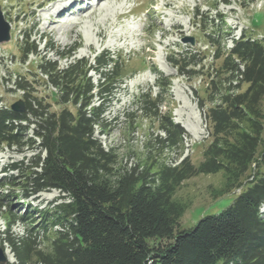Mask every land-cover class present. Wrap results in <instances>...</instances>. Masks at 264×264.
Returning <instances> with one entry per match:
<instances>
[{
	"label": "trees",
	"instance_id": "1",
	"mask_svg": "<svg viewBox=\"0 0 264 264\" xmlns=\"http://www.w3.org/2000/svg\"><path fill=\"white\" fill-rule=\"evenodd\" d=\"M206 36L216 42L215 58L223 59L207 85L210 105L198 101L211 137L198 163L183 157L185 129L161 111L168 78L156 81V94L147 88L136 95L127 114L129 120L138 114L155 119L162 132L145 159L129 166L118 164L115 149H105L94 134L95 127L103 131V114L123 82L119 56L102 51L89 64L77 58L60 67L46 52L37 65L39 79L15 78L25 110L0 107V148L26 146L33 154L29 165L7 164L0 187L20 186L23 199L49 190L58 196L42 208L27 204L12 213L10 194H0L11 220L0 244L6 242L15 259L4 264H264V43L242 33L225 52L219 34ZM26 45L24 58L40 54L36 43ZM43 49L69 57L76 48L58 50L49 39ZM199 54L168 62L184 75L188 65L201 62L193 60ZM89 71L98 74L96 82ZM34 83L56 89L58 110L47 97L33 96ZM11 170L18 175L6 174ZM219 172L223 181L212 195L231 194V203L182 228L188 203L176 191L192 177ZM14 221L27 224L24 234H10Z\"/></svg>",
	"mask_w": 264,
	"mask_h": 264
},
{
	"label": "rangeland",
	"instance_id": "2",
	"mask_svg": "<svg viewBox=\"0 0 264 264\" xmlns=\"http://www.w3.org/2000/svg\"><path fill=\"white\" fill-rule=\"evenodd\" d=\"M30 1L0 0V10L11 34L10 40L0 43V107L9 108L12 103L22 99L23 90L14 86L18 75H24L30 82L41 77L39 74L36 76L39 73L37 65L46 52L48 59L65 67L77 58H84L89 64L95 55L109 51L122 59L123 82L103 114L106 121L103 131L95 127L94 134L105 149H115L120 165L129 166L144 160L153 137L162 135L155 119L140 114L133 120L127 117L135 109L136 95L147 88H151L153 94L158 92L156 81L161 77L170 81L161 111L168 112L174 122L184 126L187 135L184 137L182 154L198 163L202 159L203 150L211 141L198 101H205L210 75L223 59L215 58L216 42L206 35L219 34L220 45L225 52L231 37L237 38L241 31L264 43V0ZM49 39L58 50L72 46L76 49L69 57H58L53 51L43 49ZM31 42L38 45L40 54L30 53L24 58L21 47ZM194 52L200 54L194 56L193 60L200 58L201 62L194 66L188 65L185 69L191 72L184 75H180L168 62L170 57L181 59L185 53L191 55ZM88 75L94 82L98 79L94 71H89ZM33 88V96L47 97L53 110L60 108L52 96L57 93L54 88L35 83ZM209 105L205 101L204 108ZM32 154L26 146L3 144L0 148V177L5 175L9 163L23 160L24 164L29 165ZM171 155L164 156V159L170 160L168 158ZM9 173L18 175L14 170L6 174ZM222 179V173L219 172L198 175L182 183L175 194L177 199L188 203V209L180 220L182 228L192 226L201 216L219 213L231 203V194L217 199L212 195V191L220 187ZM20 189L18 185L6 184L0 187V194H10L8 197L13 200L10 206L12 213H21L27 204L42 208L58 196L57 190H49L40 192L35 198L23 199ZM6 209V206L0 207L1 238L4 237L2 231L11 221L8 220ZM10 223V234H24L27 224L20 221ZM3 245L9 261H15L9 245L6 242ZM40 245L45 247L46 239Z\"/></svg>",
	"mask_w": 264,
	"mask_h": 264
},
{
	"label": "water",
	"instance_id": "3",
	"mask_svg": "<svg viewBox=\"0 0 264 264\" xmlns=\"http://www.w3.org/2000/svg\"><path fill=\"white\" fill-rule=\"evenodd\" d=\"M10 40V31L7 21L4 20L0 10V43ZM192 43V39H190ZM10 108L17 112H23L25 110V104L22 99H19L11 104ZM9 261V256L6 249L0 246V264H4Z\"/></svg>",
	"mask_w": 264,
	"mask_h": 264
},
{
	"label": "bare ground",
	"instance_id": "4",
	"mask_svg": "<svg viewBox=\"0 0 264 264\" xmlns=\"http://www.w3.org/2000/svg\"><path fill=\"white\" fill-rule=\"evenodd\" d=\"M34 0H31L30 2H33ZM47 1V0H46ZM77 3V2H76ZM37 4H39V3H37ZM59 9V8H58ZM62 9V8H61ZM64 11V10H63Z\"/></svg>",
	"mask_w": 264,
	"mask_h": 264
}]
</instances>
